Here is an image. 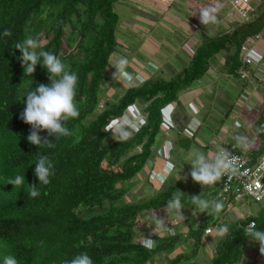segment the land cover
<instances>
[{
    "label": "trees",
    "instance_id": "16d2710c",
    "mask_svg": "<svg viewBox=\"0 0 264 264\" xmlns=\"http://www.w3.org/2000/svg\"><path fill=\"white\" fill-rule=\"evenodd\" d=\"M118 1L0 0V228L13 235L8 237L10 246L22 240L24 264H64L81 252L88 253L94 264H156L155 255L161 252L163 259L168 258L165 264H200L196 256L205 229L221 223L229 231L216 241L205 264L241 263L248 241L244 229L254 220L257 229L264 230V202L257 214L228 225L220 222L229 202L225 200L226 206L215 214L212 224L193 227L187 219L188 230L176 225L174 235L155 234L156 246L151 250L137 241L143 234L138 223L139 215L166 206L181 191V186H172L150 194V172L144 168L163 120L161 109L201 78L222 51L226 71L239 73L242 43L250 35H264V0L255 2L248 20L225 21L227 27L221 26L216 35L202 29L199 45L174 76L152 77L129 87L118 100L108 99L101 108L100 93L108 78L110 58L122 48L116 33ZM5 29L10 36L3 35ZM27 36L37 39L42 50L59 56L78 75L79 116L67 123L73 135L56 143L46 131L39 133L56 143L53 148L31 145L27 140L31 126L20 119L26 93L41 83L50 84L47 70L40 64L31 76L24 73L22 54L14 46ZM138 101L148 103L142 111L147 124L138 133L119 142L103 131L109 121ZM40 154L55 165L46 186L39 185L35 176ZM6 172L8 179L24 175L23 186L12 185L7 193ZM33 184L40 191L36 198L28 194ZM145 186L149 197L143 192ZM198 191L184 194L181 202L198 209L189 199L199 195ZM141 192L144 196L138 195ZM201 195L210 201L206 191ZM31 238L33 245H27L25 240ZM181 242L187 250L185 245L180 247ZM26 250L34 252V259Z\"/></svg>",
    "mask_w": 264,
    "mask_h": 264
},
{
    "label": "crops",
    "instance_id": "0c3cea01",
    "mask_svg": "<svg viewBox=\"0 0 264 264\" xmlns=\"http://www.w3.org/2000/svg\"><path fill=\"white\" fill-rule=\"evenodd\" d=\"M225 3H227L226 0H174L169 5L155 4V12L144 11L137 14L139 16L137 24L143 25V30L133 26L124 27L121 24L120 27L126 31L132 32L134 29L137 36L141 37L142 34L146 36V49L143 48L146 51V57L138 56V59L134 61L129 60L127 70L143 75L144 82L152 77L167 79L174 76L183 64L189 61V52L194 53L199 45L202 29L211 35H216L220 31L215 21L207 25L201 23L200 9H214L216 20H226L225 16L231 9L227 7L225 12L224 9L227 6ZM126 48L128 46L122 44V48L111 57L108 78L103 84L102 102L107 103L108 99L118 100L129 88L119 82L118 75L114 77L116 70L113 67L120 57H127L124 52ZM153 64L157 67L153 68ZM248 69L250 74L245 80L240 79L239 74L228 73L225 68V52L222 51L213 60L209 70L196 80L197 83L181 90L176 100L170 103L174 106L172 113L174 127L165 128L162 120L153 144L152 155L147 164L148 169H152L148 175L152 184V187L150 186L151 195L162 188L172 186L177 188L181 186L187 190L188 194H195L198 190H200L198 192L203 191L201 186L191 179V165L187 163L189 153L199 151L211 155L215 153L218 146L227 147L236 144L239 152L253 163L264 152V134L259 111L264 108V61L259 65L249 66ZM138 85L141 83L134 84V86ZM134 105L143 111L148 103L138 101ZM193 107L197 110L195 113L192 110ZM194 117L200 120V125L193 131L189 128V124ZM189 132L192 134L189 135ZM109 133L113 138L112 133L110 131ZM238 136L247 139V147L237 142ZM169 144L172 145L170 151L168 150ZM168 160L175 163V172L168 177L166 183L159 185L155 175ZM220 182L204 190L210 201L223 200L220 197ZM233 197L231 195L229 202L227 201V208L236 201ZM242 199L254 201L250 196ZM227 208L222 217L227 214ZM239 214L242 218L254 215L241 211ZM151 222H153L152 219ZM165 224L168 226L167 223ZM168 227L171 228V223ZM212 227L211 233L203 235V241L205 237L208 238L207 235L210 236L213 233L216 234V239H212V243L213 240L217 241L221 237L218 230H214L217 226ZM154 233L160 236L167 234L160 229ZM260 255L261 253L258 255L259 260L253 264H264V255Z\"/></svg>",
    "mask_w": 264,
    "mask_h": 264
},
{
    "label": "clouds",
    "instance_id": "9594fccd",
    "mask_svg": "<svg viewBox=\"0 0 264 264\" xmlns=\"http://www.w3.org/2000/svg\"><path fill=\"white\" fill-rule=\"evenodd\" d=\"M214 9L202 8L199 11L201 23L207 25L215 21ZM3 35L10 36L11 32L5 29ZM21 52L19 59L21 60L22 67L24 68L25 75L31 76L38 64L42 65L47 70L48 79L50 84H39L34 90H30L26 93V107L20 115V119L31 126L30 134L27 136V140L31 145L37 146L39 149L43 147L53 148L56 143L64 137L72 136L73 133L67 126V123L76 119L79 116V109L76 103L78 75L71 71L70 67L66 65L59 56L49 51L42 50L41 43L33 38L27 36L22 42H17L14 46ZM39 49V51H38ZM257 59L259 57L257 56ZM129 60L126 57L119 58L115 65V76H119V82H122L123 86L132 87L135 83H144V77L140 73H132L127 69L129 67ZM153 68L157 66L152 65ZM105 103V102H101ZM100 103V104H101ZM102 108V107H101ZM193 112L197 110L193 107ZM174 106L168 104L161 109L163 117V126L171 129L174 127L172 121V113ZM147 124L146 118L142 115V111L137 108L136 105H129L125 113L120 117L113 118L104 127V132H111L114 139L119 142L128 140L134 133H138L140 129ZM200 125L198 118H193L189 124V128L193 131ZM46 131L48 137H55L56 143L51 142L46 137H41L40 132ZM192 133L189 132V135ZM237 142L247 147V139L245 137H237ZM172 149V145H168V150ZM238 157L234 156L227 148L218 146L215 153L208 155L203 152L189 153L187 163L191 165L190 176L191 179L199 184L203 191L211 186L217 184L222 178L227 177L229 180L239 174V165L237 163ZM147 161L145 165V171L151 172L152 169H148ZM147 166V167H146ZM55 165L53 161L45 154H40L36 162L35 176L39 180V185H48L51 182V177L54 175ZM176 169L175 163L170 160L164 162L162 168L155 175V179L159 182V185H163L168 180ZM15 171L10 169V171ZM6 191L9 193L12 185L16 187H22L25 182L24 175H15L13 178L8 179L7 172ZM0 181H2L0 179ZM29 186V185H28ZM28 192L30 198H36L40 195L39 189L36 185L29 186ZM202 191V192H203ZM202 192L199 195H192L189 197L190 202L195 205L201 213H207L208 215H219L224 209L222 201L214 200L209 201L202 198ZM183 192L177 190L171 199L167 201L166 208L181 212L183 208L181 197ZM221 197V196H220ZM1 203V201H0ZM159 209L147 210L146 214L139 215V223L142 218L149 217L152 219L157 228L162 231L168 232L170 235H174V228H170L165 224V219L159 218L156 214ZM138 227L143 231V234L139 237L142 243L149 250L156 246V233L146 231L145 225ZM213 230V227H208ZM205 229L204 234L207 232ZM229 231L228 226H221L218 229V233L223 236ZM245 237L253 242H257L260 246L259 250L261 255H264V230H259L256 227L255 222L250 223L244 229ZM13 237L7 231L0 228V264H24V258L22 257V240H17L10 246L8 242ZM33 238L25 240L28 244L33 245ZM26 255L30 254V258L34 259V252L30 253L25 251ZM39 253V252H38ZM64 264H94L92 258L86 252L74 256L71 260H65Z\"/></svg>",
    "mask_w": 264,
    "mask_h": 264
},
{
    "label": "rangeland",
    "instance_id": "374dc122",
    "mask_svg": "<svg viewBox=\"0 0 264 264\" xmlns=\"http://www.w3.org/2000/svg\"><path fill=\"white\" fill-rule=\"evenodd\" d=\"M225 4L227 5V6H225V9H224V11L226 12L228 9L227 7H230V9H231V6L228 2ZM115 7H116L117 12L120 15V22H119V26H118L116 33H117V37L119 39L120 44L128 46V48H126L127 50L124 51L127 55L126 58L128 60H133V61L138 59V56H140V58H145L146 57V54H145L146 51L143 50V48L146 49L145 48L146 36L143 34L141 37H140V35L137 36L134 29L132 30V32H130V31H126L125 29H122L120 26H121V24H123L124 27L133 26V27L140 28L141 30H143L144 26L141 24H137L138 20H139V16L137 14L143 13L144 11L155 12V2L152 0H119L116 3ZM140 17H142V16L140 15ZM132 18H135V19H132ZM225 21L226 20H224V19H221V20L215 19V23H218V24H216V25H218V29L221 27V25L222 26L227 25L226 24L227 21L226 22ZM216 25H215V28H216ZM129 30H131V29H129ZM193 41H196V40H193ZM259 44L264 46V37L259 42ZM224 52L225 51H223V53ZM189 54H190V52H189ZM110 62H111V58H110ZM107 73H109V71ZM106 83L109 84V82H106ZM195 83H197V81H195L194 84ZM103 94H104V90L102 89L100 95L103 96ZM102 96H101V98H102ZM149 186H150V183H149V185H147V187H149ZM147 187L145 186V189L143 190V192L146 193L147 197H149V189ZM180 190L184 194H186V195L188 194L187 190L184 189L183 187H180ZM138 195L141 196V195H143V193L142 192L138 193ZM222 202H223V200H222ZM188 204H189V202H186V204L182 203L183 208L181 209V212H177L175 210L165 208V206H164L158 210L156 215L159 218L165 219V223H167L168 226L170 223H171V227L176 226V225L180 226L182 231H185L186 228L188 230L189 225H191L193 227H198L199 225L202 226V225H205L208 223L210 225L214 222V219L216 218L215 214L208 215L207 213H201L200 211H197L199 209L196 210L195 207H193L192 205H188ZM223 204H224V206H226L225 202H223ZM261 206H262V202H255L252 200L248 201V199H236V201L233 202L232 205L230 204L229 208H227V214L224 216V218H222V220H220V222L227 223L228 225H231L233 222L238 221L242 218L239 214V211H241L242 213L244 212L245 214H257L259 212ZM187 219L189 220L188 226H186ZM139 225H140V227H143V225H145L144 228H146V230L148 232H151V233L159 231V228H157V226L153 222H151V219H149L148 216L142 218ZM215 226H217V227H216V229L214 228V230H218L221 227V223H220V226L218 224ZM207 236L209 239L205 237V241L203 243H201L199 251L197 252L198 255L196 256V260L200 264H205L206 261H210V259L212 257V250H213V247H214L215 242H216L213 240V243H212V239H216L215 233L211 234L210 236L209 235H207ZM210 239H211V241H210ZM208 240H209V242H208ZM137 241H141V239L138 238ZM207 242L209 243V245ZM184 245H185V242H181L180 247H183ZM259 247L260 246L258 245L257 242H253L250 240L245 242V251L243 254L244 256H243L242 262L241 263L238 262V264H253L256 260H259V258H260V257H258V255L260 253ZM185 248L187 250L186 245H185ZM168 250H170V249H168ZM181 250L182 249L180 248L179 251H181ZM175 253L176 252L171 254L170 257L175 255ZM156 254L157 255H155V258H156V260L158 259L156 261V264H165L166 261H168V258L166 256H164L165 258L163 259L164 253L162 254V252H161V253H156Z\"/></svg>",
    "mask_w": 264,
    "mask_h": 264
},
{
    "label": "built area",
    "instance_id": "2783aa9c",
    "mask_svg": "<svg viewBox=\"0 0 264 264\" xmlns=\"http://www.w3.org/2000/svg\"><path fill=\"white\" fill-rule=\"evenodd\" d=\"M155 4L169 5L174 0H152ZM231 5V10L225 16L228 22L235 20H248L250 13L255 9V2L258 0H226ZM195 25V24H194ZM197 26V25H195ZM264 35L258 33L248 36L241 45L242 67L239 69V77L245 80L250 71L249 66L259 65L264 61V47L259 44ZM191 54V53H190ZM257 56L259 59H257ZM104 107V103L100 104ZM261 113V128L264 134V108L259 109ZM227 148L234 156L238 157L239 174L230 180L227 177L221 179L220 196L223 200L229 201L231 195L234 199H242L250 196L255 202H264V152L257 158L256 162L251 161L238 150L236 144ZM255 222L254 220L250 223ZM207 232H211L208 228Z\"/></svg>",
    "mask_w": 264,
    "mask_h": 264
}]
</instances>
